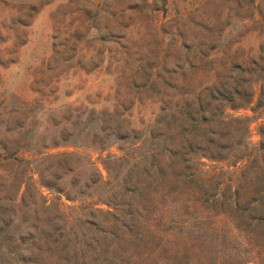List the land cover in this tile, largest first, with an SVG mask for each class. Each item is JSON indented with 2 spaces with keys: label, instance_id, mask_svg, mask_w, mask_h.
I'll return each instance as SVG.
<instances>
[{
  "label": "rangeland",
  "instance_id": "rangeland-1",
  "mask_svg": "<svg viewBox=\"0 0 264 264\" xmlns=\"http://www.w3.org/2000/svg\"><path fill=\"white\" fill-rule=\"evenodd\" d=\"M56 243L264 264V0H0V264Z\"/></svg>",
  "mask_w": 264,
  "mask_h": 264
},
{
  "label": "trees",
  "instance_id": "trees-1",
  "mask_svg": "<svg viewBox=\"0 0 264 264\" xmlns=\"http://www.w3.org/2000/svg\"><path fill=\"white\" fill-rule=\"evenodd\" d=\"M48 209L49 208H47L46 210H48ZM56 245H57V247L62 249L65 252L66 255L67 254L70 255L69 251L72 250V249L70 248L68 243H56ZM74 248L75 249L71 253L72 255L69 256V258H71V259H64V260L68 261L69 263H71L72 260H73V264H81V261H83L85 257H83V256H81L79 254V249H77L78 247L76 245L74 246ZM46 254H48V252L38 255L37 258H33L32 260L24 261V264L27 263V262H30L32 264H44V263H46L45 261H47ZM56 258H57V260H59V258H63V257H62V255H60V256L58 255V256H56Z\"/></svg>",
  "mask_w": 264,
  "mask_h": 264
}]
</instances>
